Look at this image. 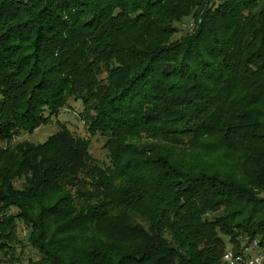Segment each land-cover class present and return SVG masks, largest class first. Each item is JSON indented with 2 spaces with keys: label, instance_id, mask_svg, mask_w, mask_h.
<instances>
[{
  "label": "trees",
  "instance_id": "1",
  "mask_svg": "<svg viewBox=\"0 0 264 264\" xmlns=\"http://www.w3.org/2000/svg\"><path fill=\"white\" fill-rule=\"evenodd\" d=\"M68 100L87 136L11 143ZM228 244L264 254V2L0 0V262L228 264Z\"/></svg>",
  "mask_w": 264,
  "mask_h": 264
},
{
  "label": "rangeland",
  "instance_id": "2",
  "mask_svg": "<svg viewBox=\"0 0 264 264\" xmlns=\"http://www.w3.org/2000/svg\"><path fill=\"white\" fill-rule=\"evenodd\" d=\"M193 21L190 18H183L180 23L175 24L177 31L174 36H178L184 31H191L187 27L189 23ZM81 104L79 101L68 100L67 105L60 109L55 117H50L47 121L40 124L37 128H35L31 133H21L18 136L14 137L11 143H16L22 140L29 142H41L43 141L49 134L53 133L58 129L59 123H64L65 126L74 134L79 136H87L84 126L81 123V120L78 116V113L81 111ZM89 154L91 158L96 160H104V151L101 147L104 138L102 136L95 134L94 136L89 138ZM17 235L20 238H23L25 235V229L20 221H16ZM244 242H242L243 244ZM228 248H231V245L228 244ZM227 248V249H228ZM246 256V259H254L255 257L263 254V252L254 244H249L247 248L243 251ZM24 256L31 255L34 257V252L25 244L23 249ZM0 264H2L0 262Z\"/></svg>",
  "mask_w": 264,
  "mask_h": 264
},
{
  "label": "built area",
  "instance_id": "3",
  "mask_svg": "<svg viewBox=\"0 0 264 264\" xmlns=\"http://www.w3.org/2000/svg\"><path fill=\"white\" fill-rule=\"evenodd\" d=\"M264 2V0H261ZM190 29L193 27L192 23H189L187 25ZM221 259H223L228 264H262L264 260V254H261L254 259H246L243 258L242 255L235 254L231 248L226 249L223 256H221Z\"/></svg>",
  "mask_w": 264,
  "mask_h": 264
}]
</instances>
